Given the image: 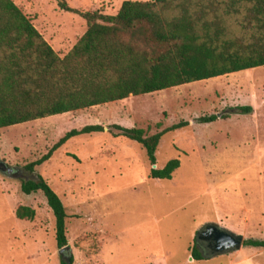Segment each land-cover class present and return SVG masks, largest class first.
Instances as JSON below:
<instances>
[{
	"label": "rangeland",
	"instance_id": "1",
	"mask_svg": "<svg viewBox=\"0 0 264 264\" xmlns=\"http://www.w3.org/2000/svg\"><path fill=\"white\" fill-rule=\"evenodd\" d=\"M13 1L60 57L87 29L57 0ZM64 1L115 15L126 0ZM210 114L217 119L196 120ZM180 121L189 124L165 133L156 150L157 168L180 160L170 179L149 177L142 145L108 131L73 137L34 168L68 214L70 249L61 253L43 193L21 190L22 180L36 178L23 167L74 128L119 124L149 136ZM0 159L16 168L0 170V264H61L69 257L73 264H223L251 253L257 257L250 264H264V249L244 244L209 259L195 256L196 237L211 224L243 241L264 240V66L2 127ZM21 205L35 210L33 219L16 216Z\"/></svg>",
	"mask_w": 264,
	"mask_h": 264
},
{
	"label": "trees",
	"instance_id": "2",
	"mask_svg": "<svg viewBox=\"0 0 264 264\" xmlns=\"http://www.w3.org/2000/svg\"><path fill=\"white\" fill-rule=\"evenodd\" d=\"M57 1L87 23L63 57L13 0H0V128L264 66V0H126L115 15L80 11ZM234 109L252 111L251 106ZM216 119L210 114L196 120ZM188 124L180 121L149 136L137 127L85 125L66 132L23 168L35 173L36 166L71 138L106 127L113 136L142 145L151 165L149 177L170 179L180 160L153 168L156 150L165 133ZM35 176L22 180L21 190L43 193L55 219L57 247H67L65 205L40 174ZM16 216L33 219L35 210L21 205ZM243 244L264 248V240L246 239ZM61 264H73V258Z\"/></svg>",
	"mask_w": 264,
	"mask_h": 264
},
{
	"label": "water",
	"instance_id": "3",
	"mask_svg": "<svg viewBox=\"0 0 264 264\" xmlns=\"http://www.w3.org/2000/svg\"><path fill=\"white\" fill-rule=\"evenodd\" d=\"M221 114H218L220 117ZM107 131V128H105ZM155 167V164L153 165ZM16 169L6 165L0 159V170L7 173H12ZM203 233H207L216 242L217 253H225L232 250H238L243 244V238L240 235L233 234L230 231L218 226V225H207L202 229ZM70 249L69 246L61 248L60 252Z\"/></svg>",
	"mask_w": 264,
	"mask_h": 264
},
{
	"label": "flooded vegetation",
	"instance_id": "4",
	"mask_svg": "<svg viewBox=\"0 0 264 264\" xmlns=\"http://www.w3.org/2000/svg\"><path fill=\"white\" fill-rule=\"evenodd\" d=\"M15 172L16 169H14L12 173ZM196 244L198 246V249H200L201 251L200 254H202L203 256L215 254L218 252L216 242L207 233H203L202 230L196 237Z\"/></svg>",
	"mask_w": 264,
	"mask_h": 264
},
{
	"label": "crops",
	"instance_id": "5",
	"mask_svg": "<svg viewBox=\"0 0 264 264\" xmlns=\"http://www.w3.org/2000/svg\"><path fill=\"white\" fill-rule=\"evenodd\" d=\"M242 247V246H241ZM241 247L238 249V250H240L241 249ZM257 249H258V251L260 252V251H262L264 248H262V247H256ZM236 252H237V250H236ZM216 254V253H215ZM215 254H211V255H206V256H204L203 258L204 259H209V258H211L212 256H214ZM257 256L255 255V253H251L250 255H248V256H244V257H240V258H238L237 259V254L234 256V257H232V258H229L225 263H223V264H250L252 261H251V259H253V258H256Z\"/></svg>",
	"mask_w": 264,
	"mask_h": 264
}]
</instances>
